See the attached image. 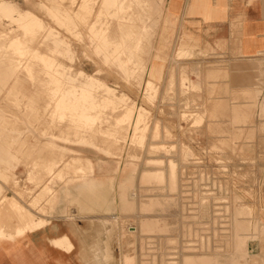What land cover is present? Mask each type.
<instances>
[{"label":"rangeland","instance_id":"374dc122","mask_svg":"<svg viewBox=\"0 0 264 264\" xmlns=\"http://www.w3.org/2000/svg\"><path fill=\"white\" fill-rule=\"evenodd\" d=\"M172 5L0 0V221L54 202L120 225L119 264H264L263 84L210 47L176 60Z\"/></svg>","mask_w":264,"mask_h":264},{"label":"crops","instance_id":"0c3cea01","mask_svg":"<svg viewBox=\"0 0 264 264\" xmlns=\"http://www.w3.org/2000/svg\"><path fill=\"white\" fill-rule=\"evenodd\" d=\"M179 12L186 33L176 60L180 53L191 56L190 50L196 47L213 48L238 61L241 82L244 74L248 77L252 72L255 82H261L264 90V0H173L170 14L174 17V13ZM240 89L244 87L241 85ZM258 108L264 114V96ZM247 118L237 110L233 117L237 123ZM19 204L23 214L14 215L18 224L0 221V264H99L100 259L104 262L105 254L111 256L110 264H119L124 242L120 225L107 221L109 219L86 221L97 216L65 208V205L56 210L54 202L47 216L29 205ZM70 211L75 218L67 215ZM9 212V208L1 207L0 218L6 214L12 219ZM33 224L39 225L32 229ZM21 230L24 234L15 238Z\"/></svg>","mask_w":264,"mask_h":264},{"label":"bare ground","instance_id":"6f19581e","mask_svg":"<svg viewBox=\"0 0 264 264\" xmlns=\"http://www.w3.org/2000/svg\"><path fill=\"white\" fill-rule=\"evenodd\" d=\"M157 7V6H156ZM6 22V21H5ZM30 105L32 104V103H29ZM2 108H4V107H2ZM13 114V113H12ZM29 115V114H28ZM30 116V115H29ZM33 116V115H32ZM18 117V116H17ZM35 120V119H34ZM34 122V121H33ZM10 123H11V121H10ZM17 124V123H16ZM6 126V125H5ZM12 129V128H11ZM20 129V128H19ZM17 136V135H16ZM51 161V160H50ZM108 173V172H107ZM102 178V177H101ZM105 179V178H104ZM93 183V182H92ZM96 188H98V187H96ZM72 189V188H71ZM84 189V188H83ZM85 191L86 190H90V189H84ZM87 192V191H86ZM57 194V193H56ZM86 199H87V197H86ZM68 200V199H67ZM75 199H74V203H75ZM77 202V201H76ZM69 203V202H68ZM84 208H88V206H85ZM241 228H244V226H237L236 227V229H235V235H234V240H233V244H234V249H236V251H242L245 247H246V240H244V239H241L240 237H239V235H238V232H239V230L241 229ZM260 249V248H259ZM105 253V252H104ZM99 255H101V254H99ZM104 255V254H103ZM98 260V259H97ZM111 260V256L109 255V254H105V256H104V262H103V259H100V260H98V263L99 264H108L109 263V261ZM232 261H234V260H232ZM103 262V263H102ZM221 263V262H220ZM219 263V264H220ZM182 264H212V262H211V260L210 259H207V258H205V259H201V260H196V259H194V258H192V257H187V258H184V260H183V262H182Z\"/></svg>","mask_w":264,"mask_h":264}]
</instances>
